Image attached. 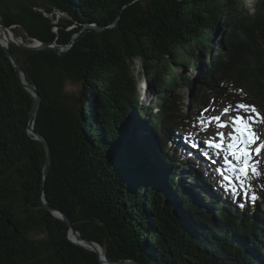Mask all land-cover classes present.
I'll list each match as a JSON object with an SVG mask.
<instances>
[{
  "label": "trees",
  "instance_id": "obj_1",
  "mask_svg": "<svg viewBox=\"0 0 264 264\" xmlns=\"http://www.w3.org/2000/svg\"><path fill=\"white\" fill-rule=\"evenodd\" d=\"M0 23L72 46H10L42 99L30 120L34 99L0 44V264H102L69 240L42 189L111 263L264 264V180L251 202L187 138L207 122L201 107L246 103L264 114V0L253 13L243 0H0ZM137 62L156 115L138 106ZM187 68L203 70L197 87L177 72ZM67 84L82 88L79 100ZM185 88L190 113L177 104ZM33 125L51 149L46 179Z\"/></svg>",
  "mask_w": 264,
  "mask_h": 264
},
{
  "label": "rangeland",
  "instance_id": "obj_2",
  "mask_svg": "<svg viewBox=\"0 0 264 264\" xmlns=\"http://www.w3.org/2000/svg\"><path fill=\"white\" fill-rule=\"evenodd\" d=\"M244 1V5H245V9L249 12V13H253L254 11V3L257 0H243ZM15 32L17 35H19V37H21L22 39H24L26 44H31V40L30 38L27 36V34L20 28V29H15ZM141 72V73H140ZM178 73L180 74H184L185 76H190L192 78V81L194 82V84H196V87L198 86L197 83L203 78V70H192V69H186V70H177ZM135 73H136V79L139 83V86L137 88V92L139 94L140 97V103L138 104V106L140 108H148L149 106H153L154 108H157L158 105V99H156V97H152V96H148V93L145 92V89L147 87V81L145 79V77L143 76V70H142V66L140 62L136 63L135 66ZM81 90L82 88L79 85H72V84H67L66 85V92L69 95V99L71 100V102H74L75 100H79L81 97ZM178 93L180 94V99L179 102L177 103L179 106H181V108L183 109L184 112H192L191 109V100L194 98V90L191 88H185V89H180L178 91ZM210 98H214V94H210ZM212 103V102H210ZM209 103V104H210ZM86 106L88 107V104H86ZM231 106V108H235V106L227 104V103H223L221 105H216V106H212L210 109H204L203 107L200 108L201 112L203 113V117L206 118L207 122L200 123L199 127H194L191 130V133L188 134L189 137H187L188 139H194V143L196 146H201L204 147L207 151H209L208 156L211 159H214L215 162L217 163L218 166H223L225 167V162H224V157L226 155V152L223 150H216L213 148H209L207 146L206 143H204L205 141L208 140H213L214 142L219 143L220 142V137L217 135L218 132H222L224 133V148H226L227 143L229 142L228 139V133L232 132V126H231V121L229 120L230 116H235L237 113L235 111H229V113L225 114L223 112L224 108ZM193 108V107H192ZM151 112L153 114H157L156 110H151ZM206 113V114H205ZM216 116H220V121H216L215 119H212L213 117ZM224 121H229V126L227 127H218L219 123H223ZM203 124V127H202ZM192 136V137H191ZM202 136V137H201ZM191 137V138H190ZM261 141H264V136H261L260 141H258L257 143H260ZM255 147V145L253 146ZM195 152V151H193ZM254 159H259L260 160V165L259 168L261 170L262 173H264V150H262L260 157H255ZM233 163L235 164V161H233ZM225 175H227L229 177L228 180L224 179L223 176V182L226 183L228 186H234L237 185L238 188L243 191V193L247 194V193H254L256 196L258 195V189H259V184L257 183V179H263L264 180V174H262L260 177H252L250 180V187L249 185V181H245L244 185L242 186L240 180L237 179V173L233 172V171H229L228 169L225 170ZM183 173V172H182ZM184 173H188V172H184ZM207 192L205 193V196L207 198L208 201L212 200V198H209V196H207ZM198 197V196H197ZM258 197V196H257ZM46 233H36V234H32L31 237H33L34 239H43L46 238Z\"/></svg>",
  "mask_w": 264,
  "mask_h": 264
},
{
  "label": "snow or ice",
  "instance_id": "obj_3",
  "mask_svg": "<svg viewBox=\"0 0 264 264\" xmlns=\"http://www.w3.org/2000/svg\"><path fill=\"white\" fill-rule=\"evenodd\" d=\"M235 111V116H230L231 126L233 131L228 133L229 142L226 148H224V133L218 132L217 135L220 137V142H214L213 140L205 141L209 148L216 150H223L226 152L224 162L228 167L229 171L237 173V179L240 180L242 186L244 182L249 181L252 177H260L262 174L259 165L260 160L254 159L260 157L262 150H264V141H260L261 134L257 131L258 125H264V114H261L254 105L246 103H238L235 108L231 106L224 108L225 114L229 111ZM216 121H220V116L213 117ZM229 126V121L219 123L218 127ZM255 145V147H253ZM231 155L233 160H228L227 156ZM235 161V164L233 163ZM219 171V170H218ZM225 180H228L227 175L224 176ZM251 202H255L258 197L254 193L246 194ZM244 205L241 204V207Z\"/></svg>",
  "mask_w": 264,
  "mask_h": 264
},
{
  "label": "water",
  "instance_id": "obj_4",
  "mask_svg": "<svg viewBox=\"0 0 264 264\" xmlns=\"http://www.w3.org/2000/svg\"><path fill=\"white\" fill-rule=\"evenodd\" d=\"M55 14L58 17H65V15L63 13H61L60 11L56 10ZM48 17H52V15H47ZM115 27V25L112 26V28ZM16 26L14 27H5L0 23V30L3 32V34H6L9 37H12V40L8 43V44H4L2 39L0 38V44L2 45V47L4 48L8 58L10 59V61L12 62L17 74L19 75L22 84L24 85L25 89L32 95L33 99H34V106L33 109L30 113L29 119L33 120L37 114L38 111L41 107L42 104V99L41 96L37 90L36 87L30 86L26 80H25V74L17 60V57L13 54L12 50L10 49V46H14L17 47L20 50L29 52V51H39V50H47V49H56V48H60L61 50L65 51L67 50L69 47L72 46H67V47H60L58 46L56 43H52V44H44L43 42L37 40V39H32L30 38L28 35V37L30 38L31 42L33 44L29 45L24 43L19 37L16 32H15ZM86 29H93V30H97V31H101L102 28L98 27L97 25H88L86 26L84 30ZM82 31V32H83ZM81 34V33H80ZM80 34H78L77 36L74 37L72 44L75 43L76 39L80 36ZM30 133L35 136V138L37 140H39L40 142H42L46 148L47 151V162H46V166L44 169V179H46L47 177V173H48V169L51 165V161H52V155H51V149L49 146V143L45 140V138L43 136H41L40 134H37L34 130V125L30 128ZM42 194H43V202L46 205V209L50 212H52L54 214L55 217H57L58 219L66 222L69 226V234H68V238L69 240L82 248H85L87 250H91L95 253L98 254L100 261L102 262V264H139L136 261H125V262H118V263H111L107 260L106 256H105V251L104 248L97 242L94 241H88L86 239H84L81 234L79 233V231L74 227V225L72 224V222L70 221V219L68 218V216H66L64 213L60 212V211H56L54 210L52 207H50L47 202L44 199V189H42ZM72 235L75 236V238H72ZM102 249L104 252H102Z\"/></svg>",
  "mask_w": 264,
  "mask_h": 264
},
{
  "label": "bare ground",
  "instance_id": "obj_5",
  "mask_svg": "<svg viewBox=\"0 0 264 264\" xmlns=\"http://www.w3.org/2000/svg\"><path fill=\"white\" fill-rule=\"evenodd\" d=\"M0 38L2 39L4 44H8L12 40V37H9L6 34H3V32L1 30H0ZM20 39L25 43L24 39H22V38H20ZM31 44H33V43H31ZM31 44H29V45H31ZM72 238L74 239L75 236L72 235ZM102 252H104L103 249H102Z\"/></svg>",
  "mask_w": 264,
  "mask_h": 264
}]
</instances>
